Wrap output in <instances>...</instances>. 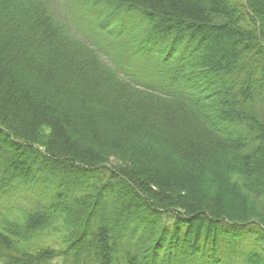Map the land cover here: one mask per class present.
<instances>
[{
    "label": "trees",
    "instance_id": "obj_1",
    "mask_svg": "<svg viewBox=\"0 0 264 264\" xmlns=\"http://www.w3.org/2000/svg\"><path fill=\"white\" fill-rule=\"evenodd\" d=\"M0 264H264V0H0Z\"/></svg>",
    "mask_w": 264,
    "mask_h": 264
}]
</instances>
